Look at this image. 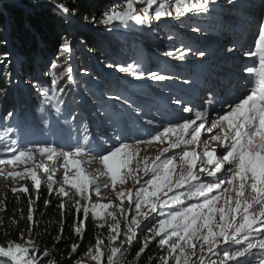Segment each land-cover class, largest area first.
Here are the masks:
<instances>
[{
	"label": "snow or ice",
	"instance_id": "1",
	"mask_svg": "<svg viewBox=\"0 0 264 264\" xmlns=\"http://www.w3.org/2000/svg\"><path fill=\"white\" fill-rule=\"evenodd\" d=\"M215 2L121 0L102 13L100 23L151 26L153 19L162 17L179 20L189 13L208 14ZM228 2L236 6V0ZM137 3L145 6L137 8ZM261 3L264 5V0ZM55 7L74 14L65 3ZM257 29L254 46L243 51L253 62L241 69L247 74L244 91L231 99L213 89L207 90L208 107L177 98L173 103L188 115L160 121L145 119L144 110L128 98H108L130 108L141 125L149 127L146 133H126L107 112L98 113L108 118L102 134L92 137L86 128L82 141L78 139L67 150L54 142L21 144L10 135L14 128L0 130V178L12 181L14 197H28L27 215L21 210V219H26L29 233L27 238L19 232L16 240L0 241V264H140L152 244L160 254L148 256L147 264H264V7ZM59 48L61 53L72 50L66 38ZM191 52L192 48L182 45L166 55L183 61ZM196 55L205 57L206 53L197 50ZM116 67L138 79L145 75L153 81L179 79L158 71L145 72L138 62ZM57 68V63L51 62L50 69ZM52 70L44 73V82L33 86L42 105L62 114L69 107L73 69ZM65 80L68 86L62 87ZM69 115L73 122L80 118L78 112ZM13 116L9 111L6 119ZM152 146H160L154 157L142 155ZM95 162L100 167L90 169ZM45 186L49 197L55 195L59 200L61 220L53 249L41 251L37 243L41 233L35 232V205ZM103 189H110L114 198L106 197ZM50 203L45 199V208ZM7 210L5 198L0 201V212ZM69 212L73 213L71 228L78 242L69 245L66 257L60 254L57 259L55 247L64 240ZM89 219L94 242L81 252ZM7 223L18 228L20 221L7 217ZM4 224L5 217L0 216V226ZM4 234H10L8 227ZM137 243L129 261L130 250Z\"/></svg>",
	"mask_w": 264,
	"mask_h": 264
},
{
	"label": "trees",
	"instance_id": "2",
	"mask_svg": "<svg viewBox=\"0 0 264 264\" xmlns=\"http://www.w3.org/2000/svg\"><path fill=\"white\" fill-rule=\"evenodd\" d=\"M120 2L121 0H0V126L7 113L14 111L16 127L12 128L20 131L24 128L36 130L31 138L33 142H41L45 133H61V130H56L57 122L62 123L63 131L68 128L66 123L73 122L69 113L85 111L86 107L95 116H101L98 113L102 112L110 113L112 108L107 107V97L110 96L124 97L126 94L139 100L140 87L125 80L123 75L116 82H110L103 75L104 70L116 65L123 66L126 59L139 56L141 50L138 45L118 39L110 32L111 27L100 23L102 13ZM56 3H65L70 9H74V14L62 13L55 7ZM86 16L88 19H85ZM135 36L151 39L154 31L147 33L138 30ZM65 38L71 44L70 53L60 51L59 45ZM5 53L8 54L6 57ZM53 61L58 65L55 70L50 69ZM66 66L73 69L74 76L70 86L69 107L64 108L62 114L55 113L52 108L51 112H47L33 85L47 79L45 72L52 70L59 73ZM61 86L67 87V81ZM77 90L88 96L90 102L85 99L82 104L84 106H80ZM93 105L98 107V112L92 110ZM5 198L8 210L6 213L0 212V216L5 217L4 226H0V241L16 240L19 232H24L27 238L28 224L26 219H21V210L26 217L28 197L20 194L17 199L9 188L0 191V201ZM45 199L51 200L47 208L44 206ZM58 204V198L55 195L49 197L47 189L42 188L40 200L35 205L38 223L35 232L41 233L37 240L41 251L45 247L53 249L54 238L59 234L61 216ZM7 217L19 220V227L8 226ZM72 224L73 213L69 212L64 226V240L55 247L57 259L60 254L66 257L69 245L78 242L72 233ZM6 227L10 233L8 236L4 234ZM93 236L94 226L89 219L81 252L94 242ZM33 237L35 238V233ZM138 247L139 243L130 250L132 255L128 257L129 261ZM159 254L156 245H150L140 264H147L148 256Z\"/></svg>",
	"mask_w": 264,
	"mask_h": 264
},
{
	"label": "rangeland",
	"instance_id": "3",
	"mask_svg": "<svg viewBox=\"0 0 264 264\" xmlns=\"http://www.w3.org/2000/svg\"><path fill=\"white\" fill-rule=\"evenodd\" d=\"M143 6L145 5L142 3H137L136 5L137 8ZM209 8L210 11L208 14L189 13L186 14V18H181L179 20L174 16L162 17L160 20L153 19V22L155 23L154 36H152L151 39L148 37H136V31L129 30L127 26L119 23L109 26L111 27L109 29L110 32H112L118 39H122L119 38L120 34L129 33L133 37V40H130L127 43L138 45L141 49L139 51V56L126 59L123 67L138 62L141 64L142 69L145 72L158 71L162 75L179 77V79L174 80L153 81L145 75L143 78L138 79L130 72L120 71L116 66H113L109 70L112 69V71L116 73V76L111 78L107 74L108 71H103L104 77L110 82H116V80L123 75L125 80L140 87V91H138L139 100H135L126 94L124 97L128 98L136 105H139L144 110V113L146 114L144 117L145 119L156 117L160 121H168L177 118L180 115L187 116L188 114L179 111V106L173 103L175 99L180 98L182 101H185L186 103L190 102L192 105L200 106L203 104L205 107H208L206 103L207 90L213 89L214 91H223V89H221L223 87L221 86H224L225 80L223 79L226 76H222V73L229 67L220 68L219 65L222 63L219 62V60L222 59L220 58L221 55L228 56L227 50L229 49V46H231L232 40V38L227 35V25H246V22H251L252 19H249L248 21L247 18H244V15L235 12V10L231 8L228 0H216V2L211 4ZM260 10L261 8L258 10L259 14ZM256 18L257 17L253 18L254 24L249 31L250 38L253 41V37L258 34L257 24L259 20ZM196 27H199L201 31H193ZM148 39L149 41H146ZM182 45L192 48V52L186 55L185 60L181 61L176 59L175 56L170 57L166 55L167 52L174 51ZM245 46L247 45L245 44ZM197 50L204 51L206 56L199 57L196 55ZM236 54L234 53L233 56ZM237 55L238 58L234 57L235 60L240 59L239 54ZM219 78L221 80H219ZM233 78L234 77L227 78L226 82L230 84ZM184 81H189V83L185 84ZM217 81H219V83H217ZM125 82L127 84V81ZM230 86L232 85L230 84ZM236 86H238V82ZM237 90H241V88ZM131 92L134 91L131 90ZM77 95L80 106H84L82 104H84L85 99L90 102V98L88 99V96L84 95L82 92L80 93L79 90H77ZM223 95L225 99H229L230 97V94H226L224 91ZM81 98H83V103H80ZM108 98L109 97H107V99ZM108 101L109 104L107 103V107L112 108V111L108 113L109 116L113 119H118L121 128L126 133L135 135L138 132L146 133L150 130L147 125H141L140 121L137 120V116L133 114L130 108L124 106L122 101H117L115 99H108ZM44 106L47 112H51L50 106ZM86 108L87 110L85 111H79V120H75V122L72 123H66L65 126H68V128L64 131L62 129V123L57 122L58 129L56 130H61V133H56L55 131L53 132L54 135H48L45 133V136H42L43 141L41 142H54L57 145L65 146V150H67L68 145L76 143L78 139L82 141L83 134H87L85 133L86 128H90L92 137H98L102 134L108 127V118L104 116H95V114L89 112L88 107ZM92 110L98 112L99 109L93 105ZM14 116L8 119H6V116L2 122L3 124L0 126V130H3L4 127H16L14 124ZM84 120H87L89 123H83ZM14 129L15 132L10 135L13 139H17L18 143L24 144L33 142L31 135L32 133L34 134L36 130L33 131L24 128L20 131L19 129ZM108 134L111 135V129H109ZM93 143H97V140L94 139ZM159 147L160 146H152L148 151L143 152L142 155L154 157L157 154ZM0 155H2V153H0ZM99 167L100 165L98 162L90 165V169H97ZM62 172L63 169H60V174H62ZM101 179L104 178L101 177ZM12 186L13 184L11 180L0 178V191L3 192ZM129 186H131L130 183ZM44 188L47 189L46 186ZM102 191L106 197L114 198V194L111 193L110 189H103ZM150 226L151 225H149V227ZM143 235L141 238H143Z\"/></svg>",
	"mask_w": 264,
	"mask_h": 264
},
{
	"label": "bare ground",
	"instance_id": "4",
	"mask_svg": "<svg viewBox=\"0 0 264 264\" xmlns=\"http://www.w3.org/2000/svg\"><path fill=\"white\" fill-rule=\"evenodd\" d=\"M225 1V0H224ZM264 7V5H262L261 0H245V1H240V0H236V6L232 7L235 12L239 13L240 15H244V18H247V20L249 21V19H252L251 22H246V25L243 24L241 26L239 25H233V26H229L227 25V35L232 38L231 40V46H229V48L232 47L233 51L232 52H228V56H224L221 55L220 58H222L221 60H219V62H221L222 64L219 65L220 68H226L229 67L227 70H225L222 73V76H228L234 68H239L240 71L241 69L245 66H251L252 65V60L246 58L243 56V51L247 50L249 48V45H253L254 46V41L250 38L251 36L249 35V31L251 30V26L254 24L253 18L257 17L256 19L259 20V8ZM231 20V19H230ZM253 22V23H252ZM226 27V25H225ZM233 33H238V34H233ZM232 35V36H230ZM249 38V40H248ZM248 41V45L245 46L244 44ZM235 42V43H233ZM244 42V44H243ZM234 53L239 54V60H236L233 64L230 63V61H228V58H238V55L236 54L235 56ZM241 53V54H240ZM231 64V65H230ZM228 65V66H227ZM239 78H233L231 85L230 86L226 83V79L228 78H224L223 80H225V84L224 88H221L224 90V93L226 94H230L229 99L239 95L241 92L244 91V85H245V81L247 79V74L246 73H240ZM233 77V76H229ZM219 80H221L219 78ZM238 82V86H236L237 82ZM217 83H219V81H217ZM241 88V90H237ZM233 92V93H232ZM223 98L224 95H223ZM220 105L217 104L215 105L216 109H219ZM215 118V116L213 115V119Z\"/></svg>",
	"mask_w": 264,
	"mask_h": 264
}]
</instances>
